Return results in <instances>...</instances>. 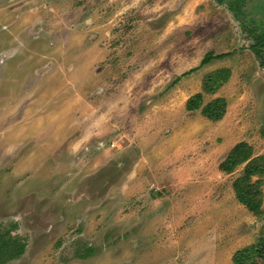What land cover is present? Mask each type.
<instances>
[{"label":"rangeland","instance_id":"obj_1","mask_svg":"<svg viewBox=\"0 0 264 264\" xmlns=\"http://www.w3.org/2000/svg\"><path fill=\"white\" fill-rule=\"evenodd\" d=\"M257 25L264 0H0V227L27 244L10 264H232L264 241V176L254 216L243 166L218 170L239 143L264 157ZM197 93L221 121L185 111Z\"/></svg>","mask_w":264,"mask_h":264},{"label":"trees","instance_id":"obj_2","mask_svg":"<svg viewBox=\"0 0 264 264\" xmlns=\"http://www.w3.org/2000/svg\"><path fill=\"white\" fill-rule=\"evenodd\" d=\"M226 0H215L218 5H222ZM228 10L233 14L240 11L238 5L228 4ZM236 17V16H235ZM259 25L249 32H253L255 36L254 46L251 50L255 57L259 60L260 67L264 69V29L258 31ZM229 55H214L207 53L200 67L206 66L212 61L222 60ZM196 70V69H195ZM195 70H191L186 74H190ZM185 74V75H186ZM230 72L227 69H220L204 80L202 90L205 93L212 92L215 88L221 87L229 78ZM226 101L223 98H215L210 102L203 103V94L197 93L187 99L185 103L186 112H199L200 115L210 122L221 121L226 113ZM243 166L242 174L233 181L232 190L236 201L242 205L248 212L254 216L261 214V195L260 181L253 180L264 176V157L252 158V149L245 143L235 145L227 154L226 158L219 164L218 170L225 175L232 174L238 167ZM15 226L8 228L0 227V264H9L19 260L26 251V240L14 234ZM94 254L91 248L85 249V254L80 258L84 259ZM232 264H264V241L260 240L258 244L247 246L236 251L232 258Z\"/></svg>","mask_w":264,"mask_h":264},{"label":"crops","instance_id":"obj_3","mask_svg":"<svg viewBox=\"0 0 264 264\" xmlns=\"http://www.w3.org/2000/svg\"><path fill=\"white\" fill-rule=\"evenodd\" d=\"M21 258H22V257H21ZM21 258H20V259H21ZM16 261H18V260H16ZM13 262H15V261H13ZM11 263H12V262H11ZM9 264H10V263H9Z\"/></svg>","mask_w":264,"mask_h":264}]
</instances>
